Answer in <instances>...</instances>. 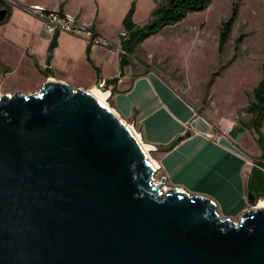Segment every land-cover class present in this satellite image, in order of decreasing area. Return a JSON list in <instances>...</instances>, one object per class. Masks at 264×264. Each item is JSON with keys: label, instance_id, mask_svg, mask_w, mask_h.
Segmentation results:
<instances>
[{"label": "water", "instance_id": "1", "mask_svg": "<svg viewBox=\"0 0 264 264\" xmlns=\"http://www.w3.org/2000/svg\"><path fill=\"white\" fill-rule=\"evenodd\" d=\"M158 170L90 90L0 95V264H264L249 188L235 223Z\"/></svg>", "mask_w": 264, "mask_h": 264}, {"label": "crops", "instance_id": "2", "mask_svg": "<svg viewBox=\"0 0 264 264\" xmlns=\"http://www.w3.org/2000/svg\"><path fill=\"white\" fill-rule=\"evenodd\" d=\"M18 3L9 6V11L3 9L6 16L0 22V74L6 82L25 94L40 91L48 80L63 82L74 90H95L104 83V92L116 110L134 118L148 146L154 147L156 164L169 188L209 199L223 219H240L249 206L251 160L264 163V152L253 144L256 139L250 131L236 127L222 136L160 75L152 70L139 73L133 59L121 60L117 48L122 23L113 26L101 16L102 0H98L100 7L95 0L93 4L90 0V5L85 0ZM33 5L70 14L113 45L108 49L90 46L66 33L49 36L39 20L25 10ZM134 17L135 13L133 21L139 27ZM173 143L175 147L165 152Z\"/></svg>", "mask_w": 264, "mask_h": 264}, {"label": "rangeland", "instance_id": "3", "mask_svg": "<svg viewBox=\"0 0 264 264\" xmlns=\"http://www.w3.org/2000/svg\"><path fill=\"white\" fill-rule=\"evenodd\" d=\"M0 1L4 2V5H0V10L7 5L16 6L8 0ZM85 1L90 5V0ZM161 1L163 0H102L100 13L113 26H119L134 5V18L141 27L148 21L156 4ZM93 2L94 0L92 4ZM95 3L100 7L98 0ZM234 6L239 7L237 17L228 43L223 53L219 54L220 29L232 16ZM94 10L97 11L96 8ZM158 34L144 40L142 48L135 51L136 58L130 57L139 73L152 70L160 75L194 110L204 115L214 126V131L227 127L228 133L233 128H242L240 124L250 121L251 116L244 109L251 99L253 89L262 78L264 0H213L207 10L190 14L181 23L167 27ZM241 38L243 40L239 50L235 52ZM234 56V62L230 63ZM225 64L231 65L212 83L213 74L219 72L221 65ZM12 85L0 74V95H13L16 92L25 94ZM107 100L109 107L139 135L142 143L148 147L149 158L156 163L155 152L148 146L134 118L119 113L113 102L108 98ZM250 132L257 140L256 132ZM261 133L264 137V127ZM253 144L258 143L254 141ZM251 161L252 164L255 162ZM162 178L157 171L156 182L160 183ZM166 187L169 188L167 184ZM262 201L264 196L259 197L256 204L259 205ZM251 207L249 204L248 209ZM238 220L234 222L237 223Z\"/></svg>", "mask_w": 264, "mask_h": 264}, {"label": "trees", "instance_id": "4", "mask_svg": "<svg viewBox=\"0 0 264 264\" xmlns=\"http://www.w3.org/2000/svg\"><path fill=\"white\" fill-rule=\"evenodd\" d=\"M213 0H163L156 4L152 11L148 21L142 26L138 27L134 21V5L125 15L122 21V30L125 36H119L120 48L123 53H120L121 60L130 59L135 55L136 49L149 38L160 32L167 27L175 26L181 23L190 14L202 12L208 9ZM0 5H4V2L0 1ZM9 11V6H5ZM238 6H234L232 16L222 24L219 34V46L218 52L222 54L228 40L230 38L232 27L235 22L238 13ZM243 38H241L237 45L235 52L239 50ZM235 56L231 59L230 63H233ZM122 65V64H121ZM231 64L221 65L219 72H216L212 76V83L214 79L230 66ZM262 78L253 89L251 93V99L244 111L251 116L248 123L240 124L242 128L248 131H255L258 135L256 140L262 152H264V137L261 133L262 124L264 123V62L261 66ZM189 137V134H186ZM176 143L168 146L165 152L172 150ZM264 159V156L261 157ZM264 165L260 161H255L248 177L247 189L249 188L251 193L255 196L256 201L259 197L264 196ZM160 172V169L158 170Z\"/></svg>", "mask_w": 264, "mask_h": 264}, {"label": "built area", "instance_id": "5", "mask_svg": "<svg viewBox=\"0 0 264 264\" xmlns=\"http://www.w3.org/2000/svg\"><path fill=\"white\" fill-rule=\"evenodd\" d=\"M8 1L13 2L16 5H19L18 0H8ZM25 10L28 13L34 15L39 20V22L43 27V30L49 36H54L57 33H66L69 35L78 36L82 38L90 46H96V47L108 49L113 45L110 40L98 35L91 25H87L80 22L76 17L70 14L47 11L46 9L38 5L27 6ZM120 36L124 37L125 34L122 33L120 34ZM117 49L120 51V53H123V51L120 48V45L118 46ZM97 88L102 91H105L104 83L99 84ZM227 130L228 128L225 127L221 129L219 133L223 136L225 135ZM151 149L154 150V147H151ZM261 170L264 172L263 169Z\"/></svg>", "mask_w": 264, "mask_h": 264}, {"label": "bare ground", "instance_id": "6", "mask_svg": "<svg viewBox=\"0 0 264 264\" xmlns=\"http://www.w3.org/2000/svg\"><path fill=\"white\" fill-rule=\"evenodd\" d=\"M90 91H91V93H92L96 98H98L102 103H104L105 105L108 104V100H107V98H108V93H106V92H104V91H102V90H100V89H95V90H90ZM108 99H109V98H108ZM108 105H109V104H108ZM122 121H123V120H122ZM123 122H124V121H123ZM124 123H125V122H124ZM126 126H127V125H126ZM128 128H129L131 134L135 137V139L137 140V142L140 144L141 148L143 149L144 153L146 154V156L148 157V159L150 160V162L153 164V166L156 167L157 164L149 158V154H148L149 150H148V147L142 143V141H141V139H140V137H139L138 134L134 133V131H133L130 127H128ZM155 183H157V182L155 181ZM157 184H159V183H157ZM257 206H258L259 208H264V201H262L261 203H259V205L257 204Z\"/></svg>", "mask_w": 264, "mask_h": 264}]
</instances>
